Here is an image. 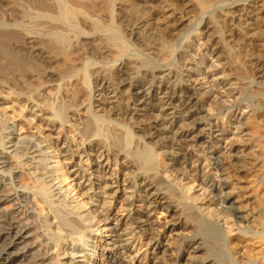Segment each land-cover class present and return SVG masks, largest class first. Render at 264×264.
I'll return each mask as SVG.
<instances>
[{
    "label": "bare ground",
    "instance_id": "1",
    "mask_svg": "<svg viewBox=\"0 0 264 264\" xmlns=\"http://www.w3.org/2000/svg\"><path fill=\"white\" fill-rule=\"evenodd\" d=\"M224 1L218 16L203 21L202 0H0V27L9 33L21 27L26 35L69 45L40 53L41 41L28 33L7 50V58L44 69L42 79L54 84L43 82L33 92L43 99L57 95L65 109L56 111L60 117L53 112V125L45 100L28 99L22 90L26 76L17 80L20 94L0 89V113H9L0 147V264H264V199L240 193L238 179L246 170L264 177L246 157L242 120L249 107L240 101L262 86L252 79L239 88L241 70L229 56L235 38L252 44L249 65L264 80V0ZM192 13L199 15L197 28ZM184 25V35L156 41L157 32L174 37ZM167 107L174 120L165 126ZM87 120L99 123L106 140L135 142L145 155L134 154L152 163L153 172L135 174L140 167L122 150L99 146L87 134ZM20 144L27 146L24 158L41 166L43 184L32 178L22 184L23 170H7L22 165L11 156ZM228 188L232 202L250 205L232 214L234 223H243L234 234L211 211L203 213L213 206L230 215ZM119 212L125 217L118 219ZM201 231L222 244L215 261L203 251Z\"/></svg>",
    "mask_w": 264,
    "mask_h": 264
},
{
    "label": "rangeland",
    "instance_id": "2",
    "mask_svg": "<svg viewBox=\"0 0 264 264\" xmlns=\"http://www.w3.org/2000/svg\"><path fill=\"white\" fill-rule=\"evenodd\" d=\"M221 1H223L224 3L221 2ZM245 1L241 0L240 3H244V2L247 3L249 0L248 1L245 0ZM202 2H203V4L205 3V7H207L205 9L206 12L203 13V16L205 15V17H203V21L209 19L210 18L209 15L210 16L214 15V17H216V15L218 16V14L221 13L224 10L225 5H227L229 3V2L228 3L225 2L224 0H212V1L211 0H202ZM190 15L192 16V21L194 20L193 21L194 22L193 23L194 27L197 28V25H195V24L196 23L197 24L200 23L199 22V15H195L194 13H192ZM204 18H206V19H204ZM188 27L189 26H186V25L180 27L179 30L175 31L174 37H173V35L169 36V35L164 34L163 32H159L160 33V37H161V38H159V33L157 32L156 41H160L161 42V41H163V39L170 40V39L177 38L178 36H180L182 34L184 35L185 32L188 30ZM222 27L223 26L221 25L220 32L223 31L224 27L223 28ZM20 28L19 29L16 28L15 31L13 30V32L9 33L10 28L4 29V28L0 27V83L3 86V88L0 87V89L2 91H4V92H7V91L8 92H14V94L16 93L15 95H17L18 92L20 94L21 92L18 89L19 86H17L16 83H17V80L18 81H22V78H24L26 76L27 81L29 80L30 82L29 81L27 82V86H26L27 90L25 89V87H23L22 90H25V93L27 91L28 95L26 93V96H28L27 97L28 99H29L30 96H32L34 94L31 98L34 99V97H35V99L38 102L42 103L43 97H41L42 95L39 96V94H38V93H41V92H38V93L33 92V89L35 91L37 87H40L44 83L45 84L46 83L51 84L52 81L48 82V81H46V80L44 81L42 79L43 73H41V72H43L44 69H42V67L29 68V67H26V66L22 65L19 61L15 60V59L7 58V54H8L7 50L10 47V45H13V46L17 45V44L19 45V42H21V41H19V39L21 38V36H23L22 34L26 35L25 33L27 31H25V33H24V29L22 30V28L21 29ZM199 28H201V26H199ZM224 30H225V28H224ZM28 33H27V35H28ZM162 33H163V37H162ZM7 34H9V35L11 34V38L8 37ZM18 34H20L21 36L18 35ZM30 34L32 36L34 35V37H33L34 39H32V40H34L35 43H38V42L41 41L40 42L41 46H40V43H38L39 44L38 46L39 47H43L42 49L44 51L43 52L41 51L40 53H44L46 51L49 52L50 50H53V49L54 50L55 49H61V48L67 49L66 46L68 44H66V43H63V42H61V43L57 42L56 43L54 41L48 40V38L38 39V36H37L38 34L37 33H29L28 36H30ZM18 37H19V39H18ZM255 51H256L255 47H253L252 44H248V42L245 43L243 40H241L239 38H235V40L233 42L232 41L230 42V53H229V56L231 57L230 58L231 59L230 63L231 64H232V62H234L235 64L238 63V65L240 67V70H241V73H240L241 76L240 75L239 76L241 77L240 78L241 80L243 78L242 82H240V84H239L240 86H238V87L239 88L246 87L245 89H247L249 86H251L252 79L254 81H256V83H259L258 85L262 86V88L260 87L261 89L260 88L258 90L256 89V91H253V92L249 91L250 93L249 92H244L243 95L240 98V101H241L242 105L249 107V109L247 110V112H249L248 115H247L248 117H246L245 119L242 120L243 124L245 125V130H246L245 139L248 140V143H249L248 149L246 151V155H247L246 157L252 161L251 162L252 164L253 163H257L256 164L257 168L263 173L264 172V110L260 112L259 108H264V86H263L264 85V80L259 78L258 75H261V74L258 72V70H256L253 67H250V65H249V62H251V60L254 57V56H251V55ZM36 53L39 54L38 51ZM250 58H252V59H250ZM13 60H15V61H13ZM53 69L56 70V71H59V70L61 71V68H58V69L57 68H53ZM62 71H63V69H62ZM62 71L60 73L64 72V71L63 72ZM165 71H166V68H161V72L164 73ZM32 72H34V73H32ZM64 73H63V75H65V74L66 75H72L71 74L72 72L71 73L70 72L69 73L66 72L65 74ZM180 74L183 76V75L186 74V72L185 71H181ZM81 75L82 74H80L79 76H81ZM262 75H263V72H262ZM52 84H54V83L52 82ZM80 89H82L81 86L75 85V90L78 91ZM53 92H55V91H53ZM52 94H54V93H52ZM35 95H38V96L36 97ZM24 96H25V94H24ZM50 97L51 98H48V96L46 98L44 97L43 100H45V101H43V102H46L45 104H47L46 108H48V110H49V107L52 110V114L49 113V114H51L52 117H53V112L56 113L58 117H60L61 114L58 115V113L63 112V109H65V107H64L65 105L62 104L63 105L62 106L60 104V101H58L59 99H58L57 95L55 96L57 101H56V99H54V97L52 95ZM51 99L54 100V102ZM50 100H51V102H50ZM96 100L99 101L98 99H96ZM110 103L111 104H116L117 100L112 98V99H110ZM49 104H51V105H49ZM53 106L54 107L56 106V107L54 108ZM53 108H54V110H53ZM167 108L166 109L168 111V116L165 118V123H166L165 126L170 125L173 122V120H174V119H172V116H173L172 113H174V112H172L171 107H167ZM66 109H67V106H66ZM219 109H220L219 106H214L213 111L217 112ZM56 111H58V113ZM251 111H253L254 113L251 112ZM155 113L156 114L160 113L159 109H157V111ZM252 113H253V115L250 117L249 114L251 115ZM56 114H55V117H56ZM142 114H143V112H139L138 113L139 116L142 115ZM4 116L1 115V113H0V147H1L2 143H3V141L5 140V138H4L6 136L5 132L7 131V127L9 126L8 125L9 119L6 116L5 117ZM51 116L49 115V118ZM201 116H204V113ZM56 120H57L56 118H54V122L52 120V124L53 125H55ZM97 123H98L97 121H93V120L92 121H90V120L88 121V124H87L88 125V129L87 130H89L90 133L88 132L87 134L94 135L95 138H93V139L94 140L96 139V141L100 140L99 141L100 142L99 146H104L105 145L106 147L109 146V148L112 149V150L114 148L117 149L116 151L122 150L128 156V160L129 161L133 162V164L136 165L138 168L140 167L139 169H137L135 171V174H137L139 171L141 172V170H145V171L148 170L149 172L147 174H150L151 172H153V171H150V170H153L152 169L153 167L151 166L152 163L149 166V163L142 162V160H141L142 158L140 159L141 156L137 157L138 155H145V151L143 149H141V148H138L137 144L135 142L126 141L124 138H118V137L117 138H113V137L109 138V136L107 137L108 138L107 139L108 141H107L105 139V135H104L105 133L100 131L99 123L98 124ZM51 130L52 129H47L46 132H48V131L51 132ZM166 130H168V129H166ZM181 130H183L184 132L186 131V130H184V128H182ZM181 130L179 131V134L183 132ZM103 138L105 139V141H104ZM188 139L189 140H187V141L191 140L190 137ZM86 145L88 146V142H86ZM25 149L27 151V146H25V144H22V146H21V144H20V146L15 148V150L11 153L12 155L10 154L13 158H15L14 160H16V162L20 161V164L22 162V165H21L22 167L21 166H17L16 163L15 164L13 163L11 166H9L7 168V170H10V171L11 170H16V169L17 170H23L26 174L25 175L24 174L21 175V177L19 178L22 184H24L25 182L27 184V182L30 180L29 178H32V180H30V182L35 180V179H37V180H41V184H43L42 177H41V175H39V171H40V167L41 166L38 165V164L36 165V163L30 161V159H25L26 158L25 157V155H26ZM115 149H114V151H115ZM136 150L138 152V155L134 154V152H136ZM9 151H12V149H9ZM122 163L124 165L126 162L124 161ZM141 164H143V165H141ZM237 166H239V165L237 164ZM255 168H256V166H255ZM27 172H29L31 174L30 175L31 177L27 174ZM26 177L28 178V180H27ZM238 179H240L239 185H241L242 188H243L242 190H240V193L248 192V194H250L257 201L260 200L261 197L264 199V177L263 178H258L253 172H251V170H249V171L246 170V171H243L242 173H240L238 175ZM30 182H28V184ZM233 182L237 183V181H233ZM39 184H40V182H39ZM109 189H111L112 191H115L117 189V186L115 184H113V185L110 186ZM195 192L199 194L198 191H195ZM195 192H194L193 195L192 194L191 195L192 196L196 195ZM224 192H225V194L228 195L230 193V189L228 188ZM227 198L231 199L228 203H226V206L229 209L231 208L230 209L231 212L229 213L230 215L222 214V213L220 214L218 211H216L214 209L213 206H210L208 208V210L204 209L205 211L203 213L207 215V213H210V211H211L213 213L212 216L214 217V220L216 221V223H218L219 227L222 228V230L226 234L229 233V231H231V233L234 234L235 232L237 233L239 225H240L239 227L242 228L241 224L243 225V223H240V222L239 223H236V222L234 223L232 221L231 216H232V214H237L238 213L237 210L240 208V205L242 203L232 202V201H234L236 199V196L233 195V194L232 195L229 194V196H227ZM176 200L178 201V204L180 206V210L184 213L183 217L184 218L187 217L185 219H187L189 222L193 223V225L197 226L198 221H196L197 219L194 218L195 216L193 215V213L188 209V207L186 208L185 205H182L179 202L178 199H176ZM206 207L204 206L203 208H206ZM113 208H114V213H116L118 211V206L116 205ZM248 208L250 209V205L249 204H247L243 208H240V211L244 212ZM212 213H210V214H212ZM116 215L119 217L118 219H120L122 216L125 217L124 213L122 214L121 212H119ZM189 215H191V217ZM32 220L35 221V218L33 217ZM194 220H195V222H194ZM251 230L257 231V228H252L251 227ZM39 236H40V239H41L42 243L46 244L49 241V240H47L46 236L44 237L41 234ZM198 239L202 240L201 243H202V248H204L203 251L204 252L208 251L207 252L208 253V259L210 261H212V260L215 261L217 258H220L222 256V252H223V248H221L222 244L220 245V241L215 239L214 236L204 234L201 231L200 235H198ZM138 257H139V255H138Z\"/></svg>",
    "mask_w": 264,
    "mask_h": 264
}]
</instances>
